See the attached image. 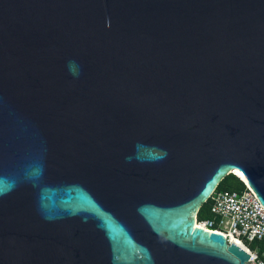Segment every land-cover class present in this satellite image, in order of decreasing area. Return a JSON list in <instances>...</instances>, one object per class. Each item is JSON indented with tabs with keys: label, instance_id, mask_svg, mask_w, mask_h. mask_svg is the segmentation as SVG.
<instances>
[{
	"label": "water",
	"instance_id": "water-1",
	"mask_svg": "<svg viewBox=\"0 0 264 264\" xmlns=\"http://www.w3.org/2000/svg\"><path fill=\"white\" fill-rule=\"evenodd\" d=\"M234 171L264 206V0H0V264H253L195 220Z\"/></svg>",
	"mask_w": 264,
	"mask_h": 264
},
{
	"label": "built area",
	"instance_id": "built-area-1",
	"mask_svg": "<svg viewBox=\"0 0 264 264\" xmlns=\"http://www.w3.org/2000/svg\"><path fill=\"white\" fill-rule=\"evenodd\" d=\"M243 186L241 191L213 190L207 199L213 217L195 220L203 227L222 233L228 242L239 243L248 252L251 263L262 264L256 249L248 248L247 242L264 241V206L245 182Z\"/></svg>",
	"mask_w": 264,
	"mask_h": 264
},
{
	"label": "trees",
	"instance_id": "trees-1",
	"mask_svg": "<svg viewBox=\"0 0 264 264\" xmlns=\"http://www.w3.org/2000/svg\"><path fill=\"white\" fill-rule=\"evenodd\" d=\"M243 188L244 186L241 183V181L233 174H227L215 186L216 191H220V190L241 191ZM207 217H213V215L209 212V200L205 201L200 206L196 214V219L207 218ZM247 247L250 249H256L258 256L262 260V264H264V254L263 255L261 254L262 252H264V241L251 240L247 242Z\"/></svg>",
	"mask_w": 264,
	"mask_h": 264
},
{
	"label": "bare ground",
	"instance_id": "bare-ground-1",
	"mask_svg": "<svg viewBox=\"0 0 264 264\" xmlns=\"http://www.w3.org/2000/svg\"><path fill=\"white\" fill-rule=\"evenodd\" d=\"M234 174H236L243 182H244V179L242 178V176L239 174V173H237L236 171H234L233 172ZM235 244H237V245H240L239 243H236L235 241H233ZM242 246V245H241Z\"/></svg>",
	"mask_w": 264,
	"mask_h": 264
},
{
	"label": "clouds",
	"instance_id": "clouds-1",
	"mask_svg": "<svg viewBox=\"0 0 264 264\" xmlns=\"http://www.w3.org/2000/svg\"><path fill=\"white\" fill-rule=\"evenodd\" d=\"M72 63H75V62H72ZM75 75L78 76V73H75ZM242 184H244V182L242 180H240Z\"/></svg>",
	"mask_w": 264,
	"mask_h": 264
}]
</instances>
